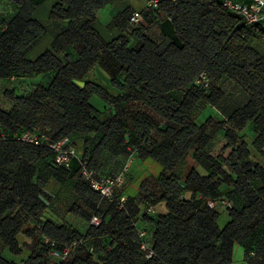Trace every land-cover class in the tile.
<instances>
[{
  "label": "trees",
  "instance_id": "obj_1",
  "mask_svg": "<svg viewBox=\"0 0 264 264\" xmlns=\"http://www.w3.org/2000/svg\"><path fill=\"white\" fill-rule=\"evenodd\" d=\"M10 1L17 12L0 32V242L19 254V236L38 234L29 264H93L96 257L100 264H231L236 244L246 260L264 264V164L249 160L241 135L251 122L259 127L257 148L264 159V56L249 44L264 30L247 26L221 0H160L154 9L146 4L119 11L112 24L119 32L107 40L99 13L112 0H51L46 20L35 13L49 0ZM134 11L142 14L135 24ZM54 21L65 27L60 37L47 28ZM50 35L45 51L30 58ZM67 43L81 48L76 63ZM99 68L109 84L89 77ZM202 73L207 87L197 83ZM42 77L48 82L17 93L16 82ZM226 80L248 100L227 112L222 139L213 144L197 122V109L221 108ZM93 96L117 113L97 109ZM25 133L40 137V144L22 141ZM64 138L83 148L81 161L74 159L69 168L56 164L50 148ZM51 156L54 164L38 170ZM135 156L164 169L148 177L136 197H126L124 208V193L103 199L80 175L84 162L98 178H115ZM204 163L208 173L201 170ZM223 201L230 220L220 228ZM159 204L165 212L148 211ZM47 211L75 222L56 223L45 217ZM93 216L100 225L90 224ZM46 239L59 250L82 243L70 258L57 261ZM0 264L18 263L0 255Z\"/></svg>",
  "mask_w": 264,
  "mask_h": 264
},
{
  "label": "rangeland",
  "instance_id": "obj_2",
  "mask_svg": "<svg viewBox=\"0 0 264 264\" xmlns=\"http://www.w3.org/2000/svg\"><path fill=\"white\" fill-rule=\"evenodd\" d=\"M134 4V7L136 9H143L146 7L147 0H131ZM51 4V0H49L43 7H41L36 13L35 16L38 19L46 20L48 18V11H49V5ZM17 12V6L11 2L10 0H0V32L3 30L4 24L11 20ZM102 20V19H101ZM101 20L99 19L98 27L102 33L106 32L101 28ZM47 28L51 34H53L55 37H60L63 31L65 30V27H62L58 22H47ZM125 33H128L125 31ZM51 35L43 40L41 43H39L36 47L33 48L31 53L29 54V57L34 59L38 57L41 53L45 51V49L48 47L50 43ZM249 44L255 45L260 49L262 52V55L264 56V37L262 38H252V40L249 41ZM80 46L79 45H71L69 43L66 44V51L68 53V56L70 58L71 62L76 63V61L79 58L80 53ZM95 72V70H94ZM90 74V78H98L99 80L103 81L106 84H109L110 78L108 74L102 70L97 69L96 72ZM49 80V77H42L38 79H34L32 81H20L16 82L14 85L16 87L17 93L25 94L28 91H31L32 88H36L38 84H45ZM224 89H225V97L222 102L221 108L214 109L213 107L209 105H200L197 109V122L200 126L203 127L204 130H206L208 136L210 137V143L217 144L219 141H221L223 132L221 130L220 123L224 120V116H227V112L231 108L240 107L244 105L247 100L248 96L247 94L239 89L233 82L230 80H226L224 82ZM98 98V97H95ZM97 100V99H96ZM99 106L100 108H105V111L109 113L110 116H113L117 113L116 109L110 105L107 101H104L103 99H99ZM126 127L128 130L131 128V124L127 119H124ZM241 135L248 143V147L250 149V158L249 160L256 164L257 162H262L264 164V159L261 156L258 148H257V142L260 137L259 127L253 122L249 123L242 131ZM47 164H54L53 157H47L42 162H40L37 165V169L41 170L43 169ZM129 167L126 172H124L125 176V183L124 185L117 189L119 194H123V191L125 194L129 197H136L139 193L140 187L143 184V182L148 177H159L161 173L163 172V165L152 159V158H146L141 159L138 156H135L131 163H128ZM206 164L204 163V167L201 169L204 173H208L209 170L206 168ZM225 170L232 173L230 166L225 165ZM129 173L131 175H134L136 180L134 181H128V175ZM229 200V199H228ZM235 201V200H234ZM236 205H239V201L236 200ZM228 206V205H227ZM164 207L163 204H159L157 206V211L160 212V209ZM219 211V218H218V225L220 228H224L227 223L230 220V216L227 211V207L223 205V207L218 208ZM84 226V225H83ZM80 225V230L83 232V227ZM39 235L35 234L33 237L26 236L24 234H21L19 236L20 244L23 248V252H20L19 254H15L10 251V249L7 247L6 244L0 242V255L8 259L9 261L16 262L18 264H29L27 262L28 256L34 253V247L37 244L39 240ZM47 261L50 259L47 257ZM52 259V258H51ZM55 260V259H53ZM93 264H100L97 257ZM231 264H258V262L255 260V258H250L249 260L245 259L244 255V248L236 244L235 250H234V257L233 262Z\"/></svg>",
  "mask_w": 264,
  "mask_h": 264
},
{
  "label": "built area",
  "instance_id": "obj_3",
  "mask_svg": "<svg viewBox=\"0 0 264 264\" xmlns=\"http://www.w3.org/2000/svg\"><path fill=\"white\" fill-rule=\"evenodd\" d=\"M222 6L227 11L240 16L247 26L254 27L258 33L263 32L264 30V0H221ZM160 0H148L147 8L154 9L158 7ZM142 19V14L140 11H134L131 16V23H139ZM197 83L203 84L204 86L209 85V78L206 73H202L197 80ZM22 141L39 145L41 138L33 135L31 133H25L21 137ZM50 148L55 153V162L58 166L69 168L74 159L81 161L80 153L77 147L71 142L69 138H64L63 140L53 143L50 145ZM130 163V162H129ZM129 165L127 164L120 175L115 178H98L94 171L88 168V165L84 162H81V177L87 181L91 187L99 192L103 199L111 200L115 196L117 189L121 188L125 183L124 172L127 171ZM126 196L120 198V208H124L126 203ZM208 205L210 208L216 206V202L209 200ZM222 205H226V202L223 201ZM151 213H156L157 209L155 206H150L148 209ZM101 223V219L98 216H93L91 219L92 226H98ZM142 237L146 236V232H141ZM46 242L51 245L50 256L57 261H65L71 257L73 252L78 248L82 243L81 240L75 241L72 244L66 246L62 250H59L55 247V243L51 242L49 239H46ZM142 250L146 253L147 258H151L154 253L149 248V246L144 243L142 245Z\"/></svg>",
  "mask_w": 264,
  "mask_h": 264
},
{
  "label": "crops",
  "instance_id": "obj_4",
  "mask_svg": "<svg viewBox=\"0 0 264 264\" xmlns=\"http://www.w3.org/2000/svg\"><path fill=\"white\" fill-rule=\"evenodd\" d=\"M51 5V4H50ZM49 5V7H50ZM128 6H131L133 8L136 9V7H134V4L132 3L131 0H112L111 4L108 5L105 9H103L100 13H99V19L101 20V28H103V30H105L106 32L102 33V35L104 36L105 39L107 40H110V38L112 37V35H116L118 34L119 30L115 27L112 26V24L114 23V20L115 18L117 17L119 11H122L124 8L128 7ZM49 14V12H48ZM100 30V29H99ZM97 96H93L92 99H91V102L92 104L99 110L101 111H105V108H100L101 106H99V97L98 98H95ZM97 99V100H96ZM79 150L81 152H83V148L80 146ZM133 160V158L131 159V161ZM130 161V163H131ZM136 180L135 176L134 175H131L129 173L128 175V181H134ZM124 195L126 197H128L125 192L123 191ZM160 209V212H165L166 211V208L165 206L162 207V208H158ZM45 217L47 219H51L52 221H55L56 223H61L63 221H71V222H75V219L72 217V216H68L66 217L64 220H62L61 218H59L57 215H55L53 212L51 211H47L45 213ZM79 224V223H77ZM80 227V225H79Z\"/></svg>",
  "mask_w": 264,
  "mask_h": 264
}]
</instances>
